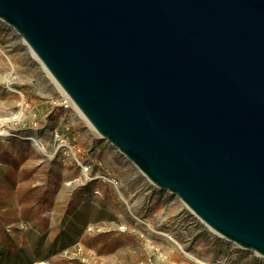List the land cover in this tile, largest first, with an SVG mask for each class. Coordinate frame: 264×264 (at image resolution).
I'll list each match as a JSON object with an SVG mask.
<instances>
[{"label":"water","instance_id":"obj_1","mask_svg":"<svg viewBox=\"0 0 264 264\" xmlns=\"http://www.w3.org/2000/svg\"><path fill=\"white\" fill-rule=\"evenodd\" d=\"M85 123L264 262V0H0Z\"/></svg>","mask_w":264,"mask_h":264},{"label":"rangeland","instance_id":"obj_2","mask_svg":"<svg viewBox=\"0 0 264 264\" xmlns=\"http://www.w3.org/2000/svg\"><path fill=\"white\" fill-rule=\"evenodd\" d=\"M58 95L25 43L0 23V134L10 135H0V252L23 264H189L181 250L201 264H264L156 190L79 114L56 109Z\"/></svg>","mask_w":264,"mask_h":264},{"label":"bare ground","instance_id":"obj_3","mask_svg":"<svg viewBox=\"0 0 264 264\" xmlns=\"http://www.w3.org/2000/svg\"><path fill=\"white\" fill-rule=\"evenodd\" d=\"M29 51H30V50H29ZM30 52H31V51H30ZM31 54L33 55L32 52H31ZM33 57L36 59V57H35L34 55H33ZM36 61H38V60L36 59ZM44 71H45V69H44ZM45 72H46V71H45ZM46 74H47V72H46ZM47 75H48V74H47ZM48 77H49V75H48ZM49 78H50V77H49ZM50 79H51V78H50ZM51 81L54 83L55 87L60 91V88L57 86V84H56L52 79H51ZM60 92H61V91H60ZM76 111H77V110H76ZM8 134H9V133L3 131V132H1L0 135H3L4 137H8V136H10V135H8ZM25 136H26V137H25L26 140H28V141L31 143V146H32L37 152H39L40 154H42V155H44V156L51 157V155H48V154H47L44 145H43L41 142H39V141L35 138L34 134H26ZM66 150H67V152L69 153V155H70L71 158H75V154H74V151H73L72 147L68 146V147L66 148ZM82 171L84 172V169H83ZM84 174H85V173H84ZM115 194H116L118 200L123 201V202L125 201L124 197L122 196V194L120 193V191H119L116 187H115ZM157 234H159L160 236L163 235V236L166 237V239H168L169 241L172 240V239H170L169 236H165L164 234H161V233H157ZM161 237H162V236H161ZM179 249L181 250L180 247H179ZM181 253H183V255L185 256V258H186V260H187V262H188L189 264H201L197 259H195V258H193L191 255H189V254L183 252L182 250H181Z\"/></svg>","mask_w":264,"mask_h":264},{"label":"built area","instance_id":"obj_4","mask_svg":"<svg viewBox=\"0 0 264 264\" xmlns=\"http://www.w3.org/2000/svg\"><path fill=\"white\" fill-rule=\"evenodd\" d=\"M60 91H59V95L57 96V99H55V101L52 102V105L55 106V108L58 109L59 111H63V112L74 111V112H76V114H79L76 111V109L74 108V106L72 105V103L70 102V100L67 98V96L62 91L61 92ZM94 136L98 139V137L95 133H94ZM84 172H86V171H84Z\"/></svg>","mask_w":264,"mask_h":264},{"label":"trees","instance_id":"obj_5","mask_svg":"<svg viewBox=\"0 0 264 264\" xmlns=\"http://www.w3.org/2000/svg\"><path fill=\"white\" fill-rule=\"evenodd\" d=\"M0 264H23L22 258L17 256L4 255L0 252Z\"/></svg>","mask_w":264,"mask_h":264}]
</instances>
